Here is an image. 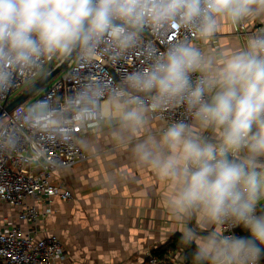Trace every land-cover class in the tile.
<instances>
[{"label":"clouds","instance_id":"obj_1","mask_svg":"<svg viewBox=\"0 0 264 264\" xmlns=\"http://www.w3.org/2000/svg\"><path fill=\"white\" fill-rule=\"evenodd\" d=\"M221 18L264 19V0H0V85L5 65L31 69L40 58L73 55L91 61L101 44L122 54L146 26L157 33L179 26L207 39ZM146 63L107 92L89 87L81 122L116 121L115 135L131 143L138 165L165 182L162 204L181 226L182 245H195L190 264H262L264 29L228 54L182 39L163 51L150 46ZM166 106L183 107L190 119L135 138L148 113ZM235 226L248 235L233 234Z\"/></svg>","mask_w":264,"mask_h":264},{"label":"built area","instance_id":"obj_2","mask_svg":"<svg viewBox=\"0 0 264 264\" xmlns=\"http://www.w3.org/2000/svg\"><path fill=\"white\" fill-rule=\"evenodd\" d=\"M263 28L255 26L251 34ZM242 34V31L239 30ZM177 39L195 45L198 36L191 29L165 27L157 33L145 27L135 46L115 53L107 44L91 61L71 59L47 88L32 100H25L0 117V263L1 264H59L64 258V246L56 234L44 223L53 212L55 197L65 201L71 198L69 190L55 184L54 174L71 168L86 156L79 139L99 126L102 116L85 119L79 105L88 99L89 87L105 92L125 73L147 67L148 49L163 51ZM43 57L31 69L5 65L7 80L0 85V108L10 100L13 91L36 77L53 59ZM56 62V63H57ZM3 69H0V75ZM194 76L196 74H193ZM100 104L103 99L93 96ZM152 117L165 128L176 120L190 119L183 107L154 109ZM160 132V131H159ZM258 213V210H257ZM242 226L230 231L240 236ZM245 230V229H244ZM165 254H150L145 264H171ZM185 264V261L182 260ZM264 264V262H262Z\"/></svg>","mask_w":264,"mask_h":264},{"label":"crops","instance_id":"obj_3","mask_svg":"<svg viewBox=\"0 0 264 264\" xmlns=\"http://www.w3.org/2000/svg\"><path fill=\"white\" fill-rule=\"evenodd\" d=\"M219 24L212 37L199 38L195 46L228 54L244 48L255 26L264 29V19L234 24L221 18ZM117 126L102 118L97 128L79 139L85 160L53 176L55 184L71 193L69 200L54 198L53 212L44 223L63 243L59 264H145L152 250L181 233L162 204L165 182L138 165L131 143L116 137ZM161 127L160 120L147 115L146 126L135 131V138L158 134ZM259 208H264V201ZM179 250L165 252L166 261L181 264Z\"/></svg>","mask_w":264,"mask_h":264},{"label":"water","instance_id":"obj_4","mask_svg":"<svg viewBox=\"0 0 264 264\" xmlns=\"http://www.w3.org/2000/svg\"><path fill=\"white\" fill-rule=\"evenodd\" d=\"M71 58L63 57L59 62L54 64L43 76L38 78L27 89L20 92L16 97H14L13 99L5 103L0 108V117L2 116V114L8 113L13 108L17 107L19 104L25 101L30 95L36 92L40 87L45 85L52 77H54L56 74H58L63 69V67L71 60Z\"/></svg>","mask_w":264,"mask_h":264},{"label":"trees","instance_id":"obj_5","mask_svg":"<svg viewBox=\"0 0 264 264\" xmlns=\"http://www.w3.org/2000/svg\"><path fill=\"white\" fill-rule=\"evenodd\" d=\"M260 212H264V208H259L258 214ZM239 234L240 236L248 235L247 231L244 229H240ZM180 236H181V233L173 234L171 238L163 246L152 250L151 254L160 258L163 256L165 252L169 251L170 249L180 247L182 249V257H183V260L185 261V264H190V254L192 250L194 249L195 245L193 244L190 247H184L180 241Z\"/></svg>","mask_w":264,"mask_h":264},{"label":"rangeland","instance_id":"obj_6","mask_svg":"<svg viewBox=\"0 0 264 264\" xmlns=\"http://www.w3.org/2000/svg\"><path fill=\"white\" fill-rule=\"evenodd\" d=\"M199 42V41H198ZM75 58V55H73V57L71 59H74ZM57 58L56 59H53L51 60L50 62H48L47 65H45L43 67V69H41L38 73V75L30 80H28L26 83H24L19 89L13 91L10 95V100L13 99L14 97H16L20 92L24 91L25 89H27L30 85H32L38 78H40L41 76H43L54 64H56L57 62ZM68 64V63H67ZM67 64L63 67V69L61 71H63ZM59 74V73H58ZM56 74L54 77H52L45 85H43L42 87H40L36 92H34L32 95H30L26 100H32L34 97L38 96L40 93H42L46 88L47 86L51 83V81H53L55 78H57L59 75ZM148 115L150 117H152V115L150 113H148ZM153 118V117H152ZM161 131V128L160 130ZM180 248V247H179ZM180 253H182V249L180 248L179 250ZM181 264H184L183 261Z\"/></svg>","mask_w":264,"mask_h":264}]
</instances>
